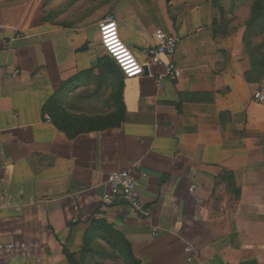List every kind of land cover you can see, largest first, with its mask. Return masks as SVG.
Wrapping results in <instances>:
<instances>
[{
	"label": "crops",
	"instance_id": "crops-1",
	"mask_svg": "<svg viewBox=\"0 0 264 264\" xmlns=\"http://www.w3.org/2000/svg\"><path fill=\"white\" fill-rule=\"evenodd\" d=\"M112 15L142 63L158 28L179 36L182 78L126 77L102 45ZM216 15L211 0H0V264H70L65 249L78 264H264V100L242 34ZM66 99L92 110L76 119L90 127L54 119ZM121 170L156 236L128 205H103Z\"/></svg>",
	"mask_w": 264,
	"mask_h": 264
},
{
	"label": "built area",
	"instance_id": "built-area-1",
	"mask_svg": "<svg viewBox=\"0 0 264 264\" xmlns=\"http://www.w3.org/2000/svg\"><path fill=\"white\" fill-rule=\"evenodd\" d=\"M102 45L107 53L113 57L124 75L128 78L150 74L156 76L158 83L163 85L167 80H179L183 73L176 61V53L180 37L158 28L155 32L156 43L146 50L147 62L142 63L123 42L119 34V27L115 16H109L100 23ZM159 69L161 72H157ZM256 99L264 100L261 91L255 93ZM51 119L50 116L47 117ZM110 191L102 197V203L111 207L121 202L129 208L144 222L153 224L152 211L144 203L139 189L138 179L131 170L113 172L109 179ZM152 234L157 235V228L152 226ZM12 248V244H0V249ZM192 247L187 246L186 252H191ZM192 256L189 257V260Z\"/></svg>",
	"mask_w": 264,
	"mask_h": 264
},
{
	"label": "rangeland",
	"instance_id": "rangeland-1",
	"mask_svg": "<svg viewBox=\"0 0 264 264\" xmlns=\"http://www.w3.org/2000/svg\"><path fill=\"white\" fill-rule=\"evenodd\" d=\"M86 5L92 4V8L96 12L105 11L108 8H112L118 0H83ZM144 1V0H141ZM214 7L217 8V15L214 17L213 24L218 27L220 32L225 33H241L243 38V48H242V61L245 65V73L248 72L249 82L254 84L259 90L264 92V46L261 43L260 35H256L259 32L261 23L257 26H252L251 30L248 32V28L245 23H250V9L247 6L252 0H237L232 3V0H211ZM241 1V2H240ZM215 3V4H214ZM221 5L222 7H219ZM228 12V13H227ZM248 37L247 44L244 41V35ZM262 35V34H261ZM91 96V95H89ZM86 104L72 103L69 99L57 101L56 103L51 102L50 112L56 121H63L64 125L67 127L71 125V129L77 130L78 128L90 127L89 124L83 125V121H77L78 112L82 116H89L92 110L85 109ZM81 107V108H80ZM77 119V120H76ZM69 123V124H66ZM93 126V125H92Z\"/></svg>",
	"mask_w": 264,
	"mask_h": 264
},
{
	"label": "trees",
	"instance_id": "trees-1",
	"mask_svg": "<svg viewBox=\"0 0 264 264\" xmlns=\"http://www.w3.org/2000/svg\"><path fill=\"white\" fill-rule=\"evenodd\" d=\"M236 1L237 0H232L231 2L234 3ZM241 1H243V0H241ZM218 6L222 7L221 5H218ZM247 6L249 7V9L251 11L250 16H249L250 23H245V26L248 28L247 31L249 32L251 30L252 26H257V24L261 23V27L258 28L259 32H257V31H255V32H256V35H258V34L260 35L259 37L262 41L261 43L264 46V0H252V1H250V3ZM221 33H223V35L230 34V33H225V32H221ZM247 40H248V37L245 34L244 35V41L246 42V44H247ZM109 60H112V62L117 63L114 58L109 59ZM109 63H111V61ZM245 75L249 76V73L246 72ZM247 80L249 81V79H247ZM64 253H65L67 259L69 260L70 264H78L77 259L75 257V254L70 253L67 249L64 250ZM103 257H104L103 259L110 258L109 255H103ZM108 262L109 263H106V262H98V263L99 264H139L138 261H136L134 259L133 255H131V254H125L123 257L119 256L118 259H117L116 255H114V257L112 259H109Z\"/></svg>",
	"mask_w": 264,
	"mask_h": 264
}]
</instances>
